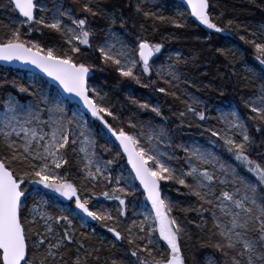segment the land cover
Here are the masks:
<instances>
[{
    "label": "snow or ice",
    "instance_id": "snow-or-ice-1",
    "mask_svg": "<svg viewBox=\"0 0 264 264\" xmlns=\"http://www.w3.org/2000/svg\"><path fill=\"white\" fill-rule=\"evenodd\" d=\"M70 2L79 9L80 15H73L71 8L55 0L54 7L39 0H0V8L18 13V17L10 18L6 30L0 29L3 34L0 61L31 65L68 94L49 98L30 85L13 81L12 86L19 93H26L33 100L22 103L11 93L0 99V264H68L65 256L71 264H89V259L100 264L101 250L84 243L85 233H80L83 239L76 235L77 228L91 226L89 220L100 223L115 241L121 244L126 241L129 246L124 251L127 259H113L111 264H187L181 241L190 240L191 235L181 220L171 215L173 202L162 194L161 181L175 183L187 190L180 192L178 188V194L195 198L196 203L183 211L197 213L200 246L213 248L222 258L217 262L207 256L205 264H264V163L250 156L255 139L248 124L252 121L256 132H264V83L252 97L242 98L248 109L247 119L238 108L229 109L215 117L219 127L207 125L204 122L212 117L206 106L201 107L198 97L180 89V84L187 82L180 70L186 59L177 54L175 58L169 56L171 63L156 66V54L161 53L163 45L140 37L128 42L124 34L114 31L117 24L120 29H127L128 21L112 0ZM182 3L206 29L215 33L242 30L231 19L223 27L218 25L209 11L210 0H182ZM37 11L42 15L37 17ZM135 12L145 19L170 22L175 28L185 26L179 19L184 16L183 11L176 17H165L146 10L138 0ZM89 17L102 20L106 27L96 30L90 25ZM33 25L56 32L68 48L61 55L54 47L45 50L37 43L22 39L23 34L38 30ZM24 28L27 33H22ZM98 34L103 37L96 43L102 62L121 78L180 100L185 105L178 113L180 126L191 127L197 122L195 126L203 129L205 144L174 145L170 130L166 126H153L151 121L144 124L129 117L125 127L121 116L101 103L104 97L98 96L97 90L87 82L92 66L78 59L84 52L81 46L92 48V38ZM239 39L254 48L255 59L264 66V26ZM217 51L226 59L235 55L233 48ZM153 71L158 80L151 78ZM252 74L264 81V68ZM158 83L166 87L157 86ZM178 91L182 94L178 95ZM69 97L77 98L110 136L94 129L93 122L80 108L69 116L63 106ZM129 99L139 110L166 119L159 104ZM105 117L117 123L114 125ZM97 137L104 139V143L99 144ZM116 142L119 144L117 156L120 150L127 156L134 179L143 187L151 205L150 212L141 213L143 220H132L124 231L119 227L120 217L125 216V197L134 191L129 177H115L116 186L111 192L101 193L104 200L119 202L118 215H113L103 204H92L91 197L82 199L80 188L68 179V170L74 166L82 180L91 183L93 188L103 181L112 185L109 166L113 160L100 157L97 148L111 151ZM174 148L183 151L184 156L167 150ZM122 182L125 187H120ZM52 194L66 201L74 200L78 213L52 199ZM98 239L104 242L103 237ZM109 243L111 248L117 247L114 241Z\"/></svg>",
    "mask_w": 264,
    "mask_h": 264
},
{
    "label": "trees",
    "instance_id": "trees-1",
    "mask_svg": "<svg viewBox=\"0 0 264 264\" xmlns=\"http://www.w3.org/2000/svg\"><path fill=\"white\" fill-rule=\"evenodd\" d=\"M42 0H39V2ZM61 1L66 7L72 9L73 15H80L79 9L70 2V0H58ZM166 5L171 4L172 1L165 0ZM112 3L116 5L118 11H122L124 18L128 21L127 29H120L119 24L115 26V30L124 34L126 39L130 42H135L137 37L147 38L153 43H160L163 45L162 50L177 49L181 52L184 59L187 60L186 64H181L180 69L184 72L186 79H188L192 86L184 85V88L198 97L201 101V107L206 106L208 115L212 117L208 121L204 122L207 125L219 127L218 121L215 119L217 108L232 106L234 109L238 108L239 112L243 114L247 119L248 109L245 108L243 99L252 97L258 88L260 80L257 76L247 73L243 66L249 65L257 70H261L264 66H261L255 59L256 52L253 47L244 43L239 39L241 35L247 36L250 29L246 28L244 23H264V0H210L209 11L214 14L215 22L224 26L229 19H231L234 25H239L241 31H231L225 33H215L212 30L206 29L203 25H200L198 21L192 20L183 23L185 26L181 28H175L170 22H161L154 19H145L142 14L135 12V0H112ZM180 8L183 7L180 5ZM222 13V15H221ZM12 11L0 8V29H5L7 23L5 22V16H11ZM170 12L163 13L165 17H173L169 15ZM90 25L96 30L106 27L102 20L89 17ZM143 25V27H141ZM37 28V31H33L30 34H23L22 39L30 41L31 43H37L41 47L47 50L48 47H54L59 54H63L64 49L68 48V45L63 42V38L56 32L48 29H39V26L33 25ZM22 33H27V29H22ZM0 39H3V34L0 32ZM101 35H96L92 38V48H85L83 54L78 56L80 62L89 64L92 66L90 71V78L88 83L97 84L106 94V101L111 111L119 114L121 119L125 122V127L129 117L134 118L139 122H149L151 119H155L160 126H166L170 130L171 139L174 145L188 144L190 141H198L206 143L205 135L202 128H197L195 125L197 122H193L189 127L186 124L180 126L181 121L179 119V111L185 108V105L180 100L174 99L171 96H165L161 93H157L153 88H144L136 84L134 81L119 77L112 67L106 66L99 57V53L96 51V43L101 40ZM234 43L239 49V53L236 51L235 55H230L228 59L221 55L217 49L229 48L228 44ZM158 59L160 58L156 55ZM156 59V58H154ZM2 68H0V99L3 98V93H12L19 100H24L26 93L21 94L17 88L12 86V82L15 81L21 84L13 75V71L6 69L2 78ZM153 80H158L156 74L152 73ZM147 80V77L144 78ZM157 86L166 87L162 83H158ZM223 93V94H221ZM91 96V92L89 93ZM178 95L181 92L178 91ZM100 96V95H98ZM129 97L136 99L140 103L149 102L151 104H159L164 117L162 120L160 117H156L154 113L150 111L139 110L135 104L130 102ZM31 98V96H30ZM183 99H187L185 95ZM110 123L114 125L117 123L111 120V117H105ZM96 128H103V125L99 121L90 119ZM249 128L251 134L255 139V144L250 148L249 153L251 158L257 162L264 163V132H256L253 127V122L249 121ZM264 128V126H262ZM128 131H134L128 129ZM138 131V130H135ZM98 143L103 144L104 141L97 137ZM104 159H109L108 151L98 148ZM168 151H175V154L179 157L184 156V152L179 148L167 149ZM115 155H117L115 153ZM225 158L231 161V158L224 154ZM118 160L120 163L125 161L119 153ZM71 158V157H70ZM235 164V161H231ZM110 165V167H112ZM67 168V166H65ZM240 171L248 176L249 174ZM68 179L73 182L78 188H80L81 196H88L92 198V203L100 200H104L101 193L103 191L111 192L113 186L108 185L105 181L103 190L99 187L96 190H91L82 180L81 174L73 166L68 170ZM114 182V181H113ZM162 194H168L173 198V210L171 215L179 218L181 222L186 226L188 232L191 235V239L184 238L181 241L183 247V253L186 258L187 264H205V257L210 256L219 262L222 258L220 254L215 252L211 247L200 246V230L196 225L200 222V217L195 211H183L190 204H195V198L186 195H180L176 189H180V192H186V189L180 188L179 185L172 182L161 181ZM129 196V195H128ZM128 196L125 197L126 201ZM130 196L139 198L141 192L132 193ZM111 202V200H104ZM115 201V200H114ZM64 202V201H63ZM73 201H71L72 204ZM118 204L119 202L116 201ZM175 202H180L179 205ZM125 216L120 217L122 223L119 225L120 230L124 231L128 225L131 224L132 219L129 217L128 206L124 208ZM118 215V214H117ZM131 215V213H130ZM207 215V214H205ZM192 221V223H189ZM83 232L86 235L84 243L89 248H99L101 257L100 264H111V261L126 260L124 251L129 246L126 241L121 244L119 241H115L111 233H108L106 229L98 223V231L94 234L90 232H84L77 228V238L83 239L80 233ZM97 233L103 234L108 237L101 243L97 237ZM125 236L127 233L124 232ZM109 241H114L117 244L116 248H111ZM74 258V256H73ZM68 260V264H71V260L68 256H65ZM89 264H95L92 259H89Z\"/></svg>",
    "mask_w": 264,
    "mask_h": 264
},
{
    "label": "rangeland",
    "instance_id": "rangeland-1",
    "mask_svg": "<svg viewBox=\"0 0 264 264\" xmlns=\"http://www.w3.org/2000/svg\"><path fill=\"white\" fill-rule=\"evenodd\" d=\"M170 1H172L171 4L166 5V1L165 0H139V2L145 7L146 10L150 9L152 12H154V13H156L158 15H163V13L166 10V11L170 12L169 15H172L173 17H176L177 13L179 11H183L184 12V16L179 18L181 20V22L182 23H186L187 21L191 22V18L189 16V14L187 13V11L185 9H181L180 8V4L176 3L175 1H173V0H170ZM55 2H61V1L55 0ZM40 3H42L44 5H47L49 7H54V0H42V1H40ZM137 3H138V0H135V5H137ZM64 7H66V6L64 5ZM66 8H68V7H66ZM40 15H42V13H40L38 11L37 12V17H39ZM211 15L213 17H215L214 14H211ZM3 17L5 18V22L8 25L10 23V18L18 17V15L15 12H13V14L11 16H6V15L4 16L3 15ZM65 23L71 26V22L70 21L66 20ZM244 24L246 25V28L250 29L251 31L259 29L261 26H264V23L246 22ZM114 31L119 33L115 29H114ZM128 42H130V41H128ZM227 44L228 43L226 42V46H227ZM228 47L229 48H233L235 50V52L237 51L239 53V49L237 48V46L234 43L228 44ZM177 54H179L182 58H184L183 55L181 54V52L179 50H177V49H172V50H168L167 49L165 51L161 49V53H157L156 54V55H158L160 57L156 61V66H159L161 63H164V64L171 63L172 61H170L168 59L169 56H172L173 58H175V56ZM136 58L138 59V56ZM243 69L247 73H249L251 75H253L252 74L253 71H255L257 74L259 73V70L255 69V68H253V67H251L249 65H246V64H244ZM4 72H5V69H2V71H1L2 78H3ZM153 72L155 74V71H153ZM181 72L183 73L184 80L187 81V82H190L188 79H186V76H185V74H184V72L182 70H181ZM13 75L17 79L18 82H20L21 84H23L25 86H29L30 85L32 87V89L41 92L45 97L55 98L57 96H60L55 89L50 87L43 79H41L39 76H37L35 74L26 73V72H20V71H13ZM187 82L186 83H181L180 84V89L183 92H186L187 94H191V95L195 96L194 94L188 92L184 88V85H189V83H187ZM261 83H264V81L260 80V83L258 84V87H259V85ZM89 86L91 88H95L97 90L98 95L104 97V99L101 101V103H104L106 106H108L107 101H106L105 92L97 84L89 83ZM8 93L9 92H7V93H3L2 92L3 98H5ZM12 95L15 96L14 94H12ZM32 100H33V97L30 98V96H26L25 99L24 100H20V102L28 103V102H30ZM63 106H64L65 110L68 112L69 116H71L73 114V112L76 111V109L78 108V107H76L74 105L69 104L68 102L64 103ZM229 109H234V108L232 106L221 107V108L219 107L214 112H216V116H218L221 111H227ZM88 120L91 121L90 119H88ZM147 123H148V121L145 122L144 124H147ZM151 123H152L153 126H157V125L160 126V124L155 119H151ZM92 127L94 129H100V130H102L103 133H105L102 128H96L93 124H92ZM102 140L104 141V139H102ZM193 142L199 143V144H204L202 142H198V141H195V140L190 141L188 144H192ZM116 150H117V147L115 146V147L112 148L111 151H108L109 159L113 160V166L112 167L109 166V174L113 177V181H114L113 182V186L114 187L116 186L115 185V177H117V176L129 177L130 178V182H132L134 184V191L132 193H137L139 191V189H138V187L135 184L133 176L131 175V173L127 169L126 165L124 163H120V161L118 160L117 155H115ZM97 152H98V155L104 159V157L101 155V153L98 150V148H97ZM104 183H105V181L97 183L96 187L93 188L91 186V183L85 182V184L91 189V190H89L90 192L96 190L97 187H99L100 189L103 190L104 189L103 188ZM120 187H125V184L122 182ZM164 196L168 197L173 202V198L170 197L168 194H164ZM81 198L82 199H88L89 197L88 196H81ZM52 199H54L56 201H59L64 206L70 207L73 210L77 211V213H78V210L75 209V204H72L71 201H66L62 197H59L58 195H55V194H52ZM92 204H95V205L103 204L106 208L111 209L113 215H117L118 214L116 209L119 207V204L116 201H114V200H111V202H106L104 200H100V201H97V202H93ZM126 205L128 206L130 219L137 220L138 222L140 220H143V215H141V213H145L146 214L147 212L151 211V205H149V203L146 201V199L142 195L139 198H134V197L130 196V194H129L128 199L126 201ZM91 206L92 205H90V207ZM29 207H31L30 203H29ZM130 213H131V215H130ZM88 223L91 225L90 227H87L85 229H80V230H82L84 232H90L91 234H94L96 231H98V222L89 220ZM93 229H94V231H93ZM158 236H159V234L157 232L155 234V237L158 239ZM97 237H103L104 241H105L106 238L108 239V237H110V236H107V234L105 236L103 234L97 233ZM160 244L163 247H166V245H164L163 241H160Z\"/></svg>",
    "mask_w": 264,
    "mask_h": 264
},
{
    "label": "water",
    "instance_id": "water-1",
    "mask_svg": "<svg viewBox=\"0 0 264 264\" xmlns=\"http://www.w3.org/2000/svg\"><path fill=\"white\" fill-rule=\"evenodd\" d=\"M173 1H175L178 4H181L184 7V9L188 12V14L191 17V19L195 20V18L191 16L190 9L187 8V5L186 4H183L182 3V0H173ZM16 14L18 15V13H16ZM20 19H23V18H20ZM0 67L6 68V69H10V70H13V71L16 70V71L29 72V73H32V74H36L40 78H42L49 86H51L52 88H54L59 93V95L61 97H67V95H68L66 93H63V90L59 87V85L55 81H52L50 78H48L47 76H45L43 73H40L38 69H35L31 65L22 64L19 61H13L12 63H6L4 61H0ZM89 77H90V73H89V76L87 78V82H88ZM67 102L69 104H71V105H75L76 107L80 108L86 114L87 117H89L91 119H95V118H92L89 113H87V110L86 109H83L82 103L79 102L77 98H75V97H69L67 99ZM105 132L107 133V130L106 129H105ZM107 135L110 136V133H107ZM112 139L115 140L114 137H112ZM116 146H117V148H119L118 142H116ZM120 153H121V155L123 156V158L125 160L126 166L129 168V170L131 171V173L133 174V176H135V174L132 172L131 165L128 164L127 156L123 153L122 150H120ZM135 182H136V185L138 186V188L140 189V191L142 192V194L144 195V197L146 198V194L144 193V189L139 184V181L138 180H135Z\"/></svg>",
    "mask_w": 264,
    "mask_h": 264
},
{
    "label": "bare ground",
    "instance_id": "bare-ground-1",
    "mask_svg": "<svg viewBox=\"0 0 264 264\" xmlns=\"http://www.w3.org/2000/svg\"><path fill=\"white\" fill-rule=\"evenodd\" d=\"M87 117V116H86ZM88 119H91V118H89V117H87ZM113 140V139H112ZM114 141V140H113ZM115 146H116V143H115ZM117 147V146H116ZM123 157V156H122ZM124 159V158H123ZM125 161V160H124ZM125 165H126V163H125ZM127 167V166H126ZM127 169L129 170V168L127 167ZM129 172L131 173V171L129 170ZM131 175L133 176V174L131 173ZM133 179H134V176H133ZM134 181H135V179H134ZM135 184H136V182H135ZM137 186V185H136Z\"/></svg>",
    "mask_w": 264,
    "mask_h": 264
}]
</instances>
